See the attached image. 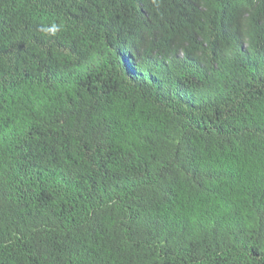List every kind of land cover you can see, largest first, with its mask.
Returning a JSON list of instances; mask_svg holds the SVG:
<instances>
[{
  "label": "trees",
  "instance_id": "1",
  "mask_svg": "<svg viewBox=\"0 0 264 264\" xmlns=\"http://www.w3.org/2000/svg\"><path fill=\"white\" fill-rule=\"evenodd\" d=\"M0 0V264H264V0Z\"/></svg>",
  "mask_w": 264,
  "mask_h": 264
},
{
  "label": "clouds",
  "instance_id": "2",
  "mask_svg": "<svg viewBox=\"0 0 264 264\" xmlns=\"http://www.w3.org/2000/svg\"><path fill=\"white\" fill-rule=\"evenodd\" d=\"M195 3V0H192L189 4V6H192Z\"/></svg>",
  "mask_w": 264,
  "mask_h": 264
}]
</instances>
